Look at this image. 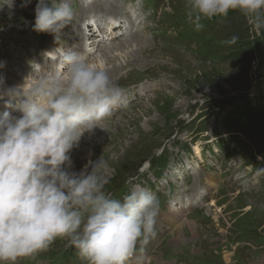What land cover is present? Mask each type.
I'll return each instance as SVG.
<instances>
[{
    "label": "rangeland",
    "instance_id": "1",
    "mask_svg": "<svg viewBox=\"0 0 264 264\" xmlns=\"http://www.w3.org/2000/svg\"><path fill=\"white\" fill-rule=\"evenodd\" d=\"M99 1L105 6L110 0ZM36 2L21 7L22 0H14L11 9L0 10L5 77L26 62L47 65L48 45L60 50L81 37L74 31L81 0H70L73 20L56 34L33 29ZM112 2L114 13H89L96 12L103 25L108 17L119 18L124 28L115 35L126 38L132 31L147 46L142 54L125 47L117 52L109 67L120 71L111 79L126 105L114 109L105 129L85 133L70 153V171H90L101 159L108 194L122 199L141 186L159 199L157 235L142 251L138 245L125 264H264V175L255 171L264 166L257 159L264 158V34L253 33L233 11L204 21L197 32L187 22L184 0ZM233 35L237 43L225 45ZM100 45L111 42L87 47L89 61ZM24 71L30 76L33 67ZM220 103L223 108H216ZM17 264L82 262L67 241L57 240Z\"/></svg>",
    "mask_w": 264,
    "mask_h": 264
},
{
    "label": "clouds",
    "instance_id": "2",
    "mask_svg": "<svg viewBox=\"0 0 264 264\" xmlns=\"http://www.w3.org/2000/svg\"><path fill=\"white\" fill-rule=\"evenodd\" d=\"M13 4L3 0L0 10ZM184 10L197 32L233 11L264 34V0H184ZM73 16L70 0H37L32 27L56 34ZM49 59L51 70L33 64L22 84L5 87L0 78V264L34 259L57 240L67 241L82 264H125L157 235L159 199L141 186L122 199L108 194L101 159L90 171H70L71 151L85 133L105 129L114 109L126 105L123 92L84 55L62 51ZM255 171L264 175V166Z\"/></svg>",
    "mask_w": 264,
    "mask_h": 264
},
{
    "label": "bare ground",
    "instance_id": "3",
    "mask_svg": "<svg viewBox=\"0 0 264 264\" xmlns=\"http://www.w3.org/2000/svg\"><path fill=\"white\" fill-rule=\"evenodd\" d=\"M105 1H107V0H105ZM108 3L109 4L106 3L107 5L104 6L103 2H101L99 0H81L82 11H81L79 19L74 24V31L75 32L77 31V34L81 37L77 38L75 41L71 42V44H69V47L59 48L60 50L57 49L58 47L55 48L53 45H48V47L45 48V52H43V55L47 56L49 58V54H50V56H57L62 51H74V52H77V53L84 55L85 57L89 58L90 54H92V52L90 50H88L87 47L93 46L95 43H97V46H98L99 44L104 43L105 41H110L111 42L110 46L105 48L104 46L101 47V45H100L98 51L97 52L94 51L95 55L90 60V62L95 63L96 66L99 67L101 70L105 71L109 75L110 78L112 76H115L116 71L118 72V71H120V69L116 70L118 68L116 65L111 66V67H109V65L113 61H116V58L118 59V56L120 55V53H117V52L122 53L123 47H125V48H136L135 50H132V51L135 53L138 52V53L142 54V52H144L143 48L146 47L147 45H146L145 41H142V42H139V40L137 41L136 35L132 31H129L128 29L127 30H128L129 37L120 38V36L121 37L126 36L124 34V32H122L119 36L115 35L116 31L122 30L124 28V26L122 25V21L120 22L119 18L108 17V18H106V20L108 22L106 21L105 25L96 22L97 20L99 21V17L97 15V13L96 12L89 13V10L94 8V10H96V11L101 10V12L103 14L104 13L107 14L108 12L114 13L116 11V7H115L116 5L113 2L111 3V0ZM117 10H118V8H117ZM88 20H91V21L88 22ZM82 24H86V29H85V26L82 29V27H81ZM127 24H128V22H127ZM94 28H97V30L95 31ZM127 28H129V27H127ZM82 30L84 32H82ZM97 31H99L100 33L102 32L103 34L98 36V34H96ZM82 39L84 42L82 41ZM134 42H136V43H134ZM109 47H111V48L113 47V49H115L114 52L112 51V49L109 51L108 50ZM123 53H125V52H123ZM44 56H42V57H44ZM128 59H129V57H128ZM10 60H18V56L14 57V58L12 57ZM44 60H45V58H44ZM44 64H45V62H44ZM123 64L124 63H120V65H118V66H123ZM26 65L27 66L22 65V66L16 67V68H12V69L10 68L11 69L9 71L10 74L7 77H5V75L3 73L4 69L0 68V78L3 79L4 86L5 85H6L5 87L14 86L15 85L14 83L19 79H21L22 82H24V80L29 76L27 74L30 71L29 70L26 72L24 70L32 68L33 64H29V63L27 64V62H26ZM53 67H54V62H51L49 60V62L47 61V65H45L41 68H45L44 69L45 71H49ZM31 75H34V73L31 72ZM3 110H5L4 105L0 104V111H3ZM116 128H118V126ZM195 190L199 191L200 190L199 186ZM194 196L196 197L195 194H194Z\"/></svg>",
    "mask_w": 264,
    "mask_h": 264
},
{
    "label": "trees",
    "instance_id": "4",
    "mask_svg": "<svg viewBox=\"0 0 264 264\" xmlns=\"http://www.w3.org/2000/svg\"><path fill=\"white\" fill-rule=\"evenodd\" d=\"M214 20H215V19H214ZM230 101H231V100H228L227 103L229 104ZM223 106H224V104H221V103H220V104H218V106H217L216 108H218V107H219V108H223ZM162 161H164V160L161 159V162H162ZM163 164H164V162L161 163L162 166H163ZM158 167H160V166H158ZM157 169H159V168H157Z\"/></svg>",
    "mask_w": 264,
    "mask_h": 264
}]
</instances>
